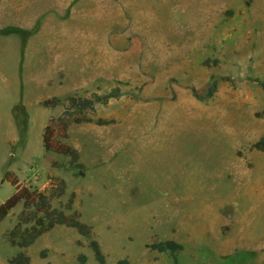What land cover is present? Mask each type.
<instances>
[{"label": "rangeland", "instance_id": "obj_1", "mask_svg": "<svg viewBox=\"0 0 264 264\" xmlns=\"http://www.w3.org/2000/svg\"><path fill=\"white\" fill-rule=\"evenodd\" d=\"M61 11L35 16L0 0V204L16 191L7 172L41 190L49 174L63 177L53 204L75 191L92 236L57 225L12 245L19 203L0 223V264L21 250L31 264H79L80 253L100 264L92 238L107 264H176L150 247L168 239L183 245L178 264L263 263L264 150L253 144L264 136V0H74ZM212 75L232 80L195 97ZM115 87L120 97L93 113L113 123L69 128L83 168L44 147L63 104L43 100Z\"/></svg>", "mask_w": 264, "mask_h": 264}, {"label": "trees", "instance_id": "obj_2", "mask_svg": "<svg viewBox=\"0 0 264 264\" xmlns=\"http://www.w3.org/2000/svg\"><path fill=\"white\" fill-rule=\"evenodd\" d=\"M12 31L21 32V29L13 27ZM214 62L217 63V60H214ZM220 80L230 81L232 79L230 76L212 75L205 92L200 93L196 88H193V94L201 100L211 98L218 90ZM120 95V88L115 87L107 93L94 94L93 96L71 94L64 101L59 96H52L43 100L42 104L46 107L54 108L63 104V110L58 115L52 116L44 128V147L48 151L69 155L70 163L73 167L83 168L84 164L80 161L79 150L67 142L70 126L74 123L88 122H95L99 125L113 123L115 119L94 118L93 113L98 103L106 105L111 99L118 98ZM253 147L264 150V136L255 142ZM6 174L7 179L15 185L16 191L0 204V223L19 203L23 205L18 213L17 222L7 231L8 241L12 245L26 249L42 234L57 225L74 227L81 235L85 237L92 236L93 227L82 221L80 212L74 208L75 191H72L68 200L65 203L61 202L60 206L53 204L54 199L60 198L67 191V182L63 177L49 174L50 186L48 189L41 190L31 184L22 183L10 172ZM89 247L93 250L95 259L100 264H107L106 255L98 239L92 238L89 242ZM150 247L160 252L170 251L176 264H178L176 252L183 249V245L173 239L153 242ZM40 256L47 257V250H41ZM78 260L79 264H86V254L80 253ZM8 262L10 264H31V257L26 250H21L16 255L9 257ZM116 264L131 263L129 259L124 258L118 260ZM260 264H264V262Z\"/></svg>", "mask_w": 264, "mask_h": 264}, {"label": "crops", "instance_id": "obj_3", "mask_svg": "<svg viewBox=\"0 0 264 264\" xmlns=\"http://www.w3.org/2000/svg\"><path fill=\"white\" fill-rule=\"evenodd\" d=\"M8 5L11 6L14 10L17 11L19 8H24L28 5L29 8H32V12L35 16L38 15H46L49 13H53V10H62L60 14H65L70 11L71 5L73 4L74 0H7ZM80 1L77 3L78 5ZM75 6L73 7V11ZM80 13V11H78ZM37 21V20H36ZM46 21L43 22L41 29H44ZM33 25L32 19L29 20V23L25 25H18L20 27H30ZM25 26V27H24ZM2 27H0L1 29ZM30 29V28H29ZM8 38V37H7Z\"/></svg>", "mask_w": 264, "mask_h": 264}, {"label": "bare ground", "instance_id": "obj_4", "mask_svg": "<svg viewBox=\"0 0 264 264\" xmlns=\"http://www.w3.org/2000/svg\"><path fill=\"white\" fill-rule=\"evenodd\" d=\"M225 161V160H224ZM211 181V180H210ZM215 181V180H214ZM209 183V182H208ZM207 184V183H206ZM215 185V184H214ZM215 187V186H214ZM217 187V186H216ZM205 188H208V187H205ZM218 188V187H217ZM214 190V189H213ZM211 191V190H210ZM209 195V194H208Z\"/></svg>", "mask_w": 264, "mask_h": 264}]
</instances>
